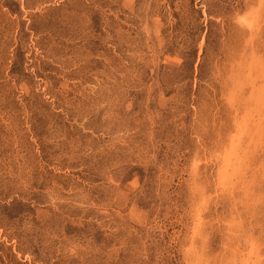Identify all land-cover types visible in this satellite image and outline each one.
I'll list each match as a JSON object with an SVG mask.
<instances>
[{"label": "rangeland", "instance_id": "obj_1", "mask_svg": "<svg viewBox=\"0 0 264 264\" xmlns=\"http://www.w3.org/2000/svg\"><path fill=\"white\" fill-rule=\"evenodd\" d=\"M0 264H264V0H0Z\"/></svg>", "mask_w": 264, "mask_h": 264}]
</instances>
